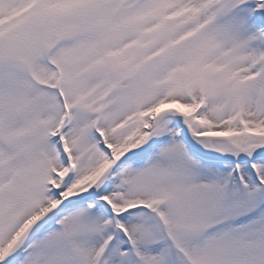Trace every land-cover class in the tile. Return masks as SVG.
Listing matches in <instances>:
<instances>
[{"label":"snow or ice","instance_id":"6c2138e0","mask_svg":"<svg viewBox=\"0 0 264 264\" xmlns=\"http://www.w3.org/2000/svg\"><path fill=\"white\" fill-rule=\"evenodd\" d=\"M0 264H264V0H0Z\"/></svg>","mask_w":264,"mask_h":264}]
</instances>
